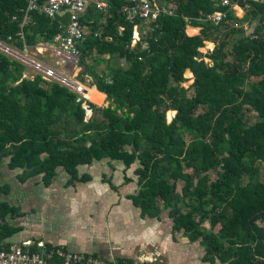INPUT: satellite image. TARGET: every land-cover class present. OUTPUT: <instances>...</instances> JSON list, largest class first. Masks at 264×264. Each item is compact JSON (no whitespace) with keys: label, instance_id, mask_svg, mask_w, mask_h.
<instances>
[{"label":"trees","instance_id":"16d2710c","mask_svg":"<svg viewBox=\"0 0 264 264\" xmlns=\"http://www.w3.org/2000/svg\"><path fill=\"white\" fill-rule=\"evenodd\" d=\"M171 2L172 14L136 21L134 46L124 0H107L103 11L87 6L79 79L88 76L108 102L85 101L89 118L76 94L41 73L25 77L29 66L0 51V183L4 165L45 188L60 169L73 185L89 182L79 169L96 162L136 166L133 202L144 217L170 207L174 228L202 240L209 264H264V0H234L243 19L212 0ZM26 9L27 0H0V39L19 50L52 41L69 20L35 10L22 27ZM215 12L224 13L221 24L207 20ZM190 26L200 34L189 36ZM207 42L215 46L204 53ZM19 216L0 203V247L22 231L9 221Z\"/></svg>","mask_w":264,"mask_h":264},{"label":"crops","instance_id":"0c3cea01","mask_svg":"<svg viewBox=\"0 0 264 264\" xmlns=\"http://www.w3.org/2000/svg\"><path fill=\"white\" fill-rule=\"evenodd\" d=\"M230 12L238 19L246 16L237 4L230 7ZM255 27L256 23L244 24L248 34L254 32ZM200 32L199 27L187 29L189 36ZM40 57L45 65H52L48 55ZM32 58L37 56L32 55ZM191 77L194 81L193 74ZM85 88L88 100V91L98 92L88 83ZM98 93L94 103L89 100L95 105L102 101V94ZM85 168L84 172L83 167L79 169V175L80 178L90 177L89 182L70 185L71 178L60 169V179L56 178L49 188L43 186L41 179L23 184L16 178L2 184L4 176L0 184L9 187L11 193L9 196L0 194V203L7 202L19 209L20 216L9 221L22 229L9 242H44L48 248L61 247L76 253L94 254L118 264H209L202 240L191 242L184 230L174 228L169 218L170 207L161 208L157 218H150L144 217L135 206L133 197L138 189L133 172L136 166L125 170L120 162L103 161ZM12 173L15 176L21 174ZM125 178L129 182H125ZM16 191L19 197H16ZM203 226L209 228V223Z\"/></svg>","mask_w":264,"mask_h":264},{"label":"built area","instance_id":"2783aa9c","mask_svg":"<svg viewBox=\"0 0 264 264\" xmlns=\"http://www.w3.org/2000/svg\"><path fill=\"white\" fill-rule=\"evenodd\" d=\"M123 13L126 20L135 24L132 45H136L140 41V27L136 21L143 20L154 22L161 14H172L175 10V3L171 0H124ZM217 7H231L234 0H212ZM247 2H258L260 0H244ZM92 3L99 11L107 8V0H46L43 5H39V0H27V9L22 27L29 20V13L39 10L48 18H54L61 13L68 14L69 20L62 27V32L58 33L52 41L45 42L30 48L24 46L23 50H19L12 43L13 39L9 37V41L0 39V51L9 55L13 59L31 65L35 72L41 73L46 80L56 81L58 84L66 87L68 90L78 96L77 101H83V108L86 110V116H91L85 101H89L86 97V88L84 82L74 80L73 72L78 67L80 51L78 45L84 40L86 34L85 29L80 24V17L85 14L87 6ZM238 5V4H237ZM239 6V5H238ZM242 8V7H241ZM243 9V8H242ZM224 13L215 12L208 17V21L218 25L223 22ZM24 40V36L21 35ZM30 50L37 51L41 56L48 55L52 60V65H45L42 60L34 59L28 55ZM213 50V49H212ZM56 67H61L68 72L60 74ZM30 77L28 74L25 75ZM90 102V101H89ZM0 264H118L117 262L106 261L94 254L76 253L61 247L48 248L44 242H36L33 240L23 243L11 244L9 247H0Z\"/></svg>","mask_w":264,"mask_h":264},{"label":"rangeland","instance_id":"374dc122","mask_svg":"<svg viewBox=\"0 0 264 264\" xmlns=\"http://www.w3.org/2000/svg\"><path fill=\"white\" fill-rule=\"evenodd\" d=\"M255 23V22H254ZM248 32V31H247ZM209 43V45H207V47H205L204 49H202V51L203 52H205V51H208L210 48H212L213 47V45H215L214 43H212V42H208ZM27 57L28 56H30V57H32V55H35V56H37V58H40V60H41V57H40V54H38L37 53V51L33 54V50L31 51L30 50V52L28 53V55L27 54H25ZM28 66H29V70H28V75L30 76V77H33V75L35 74V71L36 70H34V68L31 66V65H29L28 63H26ZM123 65L124 64V61H120V65ZM56 69L58 70V71H60V72H65V73H67L68 74V72H66V71H64L61 67H56ZM81 71H82V68H80V67H77L76 69H75V71L73 72V74L75 73L76 75L73 77L74 78V80L75 81H78V82H81V80L79 79L80 78V73H81ZM99 71H101V69H99ZM188 72V71H187ZM186 72V75H185V77L188 79V81L184 84V86L186 87V88H188L192 83H193V78L191 77V75H189V73H187ZM86 81V83H88L89 85H91V79L88 77V76H84V81L83 82H85ZM92 86V85H91ZM94 87L92 86V89H93ZM97 95H99V93L98 92H96V91H91V92H89L88 91V97H89V100L90 101H92L93 103L96 101V96ZM91 102V103H92ZM99 102V101H98ZM97 103V102H96ZM95 105V104H94ZM97 106H102V107H107V105H108V102H106V97H104V99L102 100V101H100L99 102V104H96ZM174 115H175V111H169L168 112V120L169 121H171L172 120V118L174 117ZM87 118H88V115H87ZM189 139V138H188ZM106 162H108V161H106ZM101 164H104V163H101ZM84 168V170H82V172H84L85 171V167H83ZM3 170L5 171V180L4 181H2V184L3 183H6V182H11L12 180H16V176L18 175V174H16V176L12 173V171H7L6 172V170H9L8 168H7V165H4V167H3ZM12 175V176H11ZM60 176H62V173H60ZM60 178H59V176L57 177V180H59ZM18 180V179H17ZM179 189H181V184L179 185ZM16 197H19V192L18 191H16ZM20 213V212H19ZM11 225L13 224L12 222L10 223ZM14 225V224H13ZM263 226H264V223H263Z\"/></svg>","mask_w":264,"mask_h":264},{"label":"bare ground","instance_id":"6f19581e","mask_svg":"<svg viewBox=\"0 0 264 264\" xmlns=\"http://www.w3.org/2000/svg\"><path fill=\"white\" fill-rule=\"evenodd\" d=\"M85 95H86V94H85ZM86 97H87V96H86ZM97 98H98V97L96 96V100H97ZM87 99H88V98H87Z\"/></svg>","mask_w":264,"mask_h":264},{"label":"water","instance_id":"95a60500","mask_svg":"<svg viewBox=\"0 0 264 264\" xmlns=\"http://www.w3.org/2000/svg\"><path fill=\"white\" fill-rule=\"evenodd\" d=\"M190 72V71H189ZM192 73V72H191Z\"/></svg>","mask_w":264,"mask_h":264}]
</instances>
